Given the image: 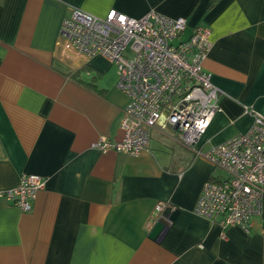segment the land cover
<instances>
[{"label":"crops","instance_id":"obj_1","mask_svg":"<svg viewBox=\"0 0 264 264\" xmlns=\"http://www.w3.org/2000/svg\"><path fill=\"white\" fill-rule=\"evenodd\" d=\"M72 8L183 17L180 40L209 28L204 68L222 111L200 150L246 132L245 108L264 113V0H0V193L23 173L46 180L26 212L0 195V264H264V199L249 233L195 213L205 181L226 173L178 131L163 129L164 144L153 130L136 156L92 147L121 138L127 97L104 56L62 57L58 30ZM159 201L178 212L156 241Z\"/></svg>","mask_w":264,"mask_h":264},{"label":"built area","instance_id":"obj_2","mask_svg":"<svg viewBox=\"0 0 264 264\" xmlns=\"http://www.w3.org/2000/svg\"><path fill=\"white\" fill-rule=\"evenodd\" d=\"M185 27V18L153 9L132 17L114 8L104 16L72 8L60 23L57 43L64 58L102 55L111 61L117 87L127 97L121 138L100 136L93 148L136 156L148 149L153 130L175 129L184 146L226 173L205 181L195 213L249 233L251 217L260 213L264 199V113L245 108L252 116L246 132L205 151L196 147L214 115L222 111L221 91L204 68L212 45L209 28L195 26L187 39L173 44ZM45 181L38 174L23 173L16 186L0 195L26 212ZM166 206L159 201L155 211L159 214Z\"/></svg>","mask_w":264,"mask_h":264},{"label":"water","instance_id":"obj_3","mask_svg":"<svg viewBox=\"0 0 264 264\" xmlns=\"http://www.w3.org/2000/svg\"><path fill=\"white\" fill-rule=\"evenodd\" d=\"M177 212L178 209H171L170 207L162 210L149 231V238L156 241L159 240L162 234L167 230L169 223L174 220Z\"/></svg>","mask_w":264,"mask_h":264},{"label":"rangeland","instance_id":"obj_4","mask_svg":"<svg viewBox=\"0 0 264 264\" xmlns=\"http://www.w3.org/2000/svg\"><path fill=\"white\" fill-rule=\"evenodd\" d=\"M181 36H182V35H180V37H178V39L174 40V41H173V44H177V42L181 39ZM163 131H164V132H163ZM163 131H162L163 133L160 134V137L162 138L160 141H161L162 143L165 144V143H167L168 138H166V136L164 135L166 130H163ZM155 134H156V133L153 132V135H152V136L155 137ZM170 134H171V133H170ZM175 134L177 135V133H175ZM178 135H179V133H178ZM156 136H157V135H156ZM152 138H153V137H152ZM156 138H157V137H156ZM158 138H159V137H158ZM154 139H155V138H154ZM221 174H222V171H221Z\"/></svg>","mask_w":264,"mask_h":264},{"label":"trees","instance_id":"obj_5","mask_svg":"<svg viewBox=\"0 0 264 264\" xmlns=\"http://www.w3.org/2000/svg\"><path fill=\"white\" fill-rule=\"evenodd\" d=\"M72 76V78H74L75 77V74H73V75H71ZM211 180V179H210ZM212 180H217V179H212Z\"/></svg>","mask_w":264,"mask_h":264}]
</instances>
